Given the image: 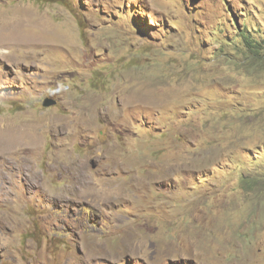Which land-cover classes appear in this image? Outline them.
<instances>
[{
  "label": "rangeland",
  "instance_id": "obj_1",
  "mask_svg": "<svg viewBox=\"0 0 264 264\" xmlns=\"http://www.w3.org/2000/svg\"><path fill=\"white\" fill-rule=\"evenodd\" d=\"M11 20L0 131L37 138L0 155V264H264V54L238 34L264 53V0H0Z\"/></svg>",
  "mask_w": 264,
  "mask_h": 264
},
{
  "label": "bare ground",
  "instance_id": "obj_2",
  "mask_svg": "<svg viewBox=\"0 0 264 264\" xmlns=\"http://www.w3.org/2000/svg\"><path fill=\"white\" fill-rule=\"evenodd\" d=\"M12 39H26V37L20 35L18 26L12 20L0 23V45ZM36 138L35 134L30 131V126L26 124L6 127L0 131V155H4L10 150L22 148L23 145H31ZM3 159L5 158L3 157ZM19 169L22 172L21 166H19Z\"/></svg>",
  "mask_w": 264,
  "mask_h": 264
},
{
  "label": "trees",
  "instance_id": "obj_3",
  "mask_svg": "<svg viewBox=\"0 0 264 264\" xmlns=\"http://www.w3.org/2000/svg\"><path fill=\"white\" fill-rule=\"evenodd\" d=\"M238 34L240 36V38L243 40L244 42V46L246 48V51H252L251 53L257 56H262L264 53H262L261 49L263 48L261 45H259V43L253 39L250 35V33L247 30H243V29H239L238 28ZM223 117L225 118V120L227 118H231V117H238V113H228V111L226 109L221 111ZM227 114V115H226ZM216 117L214 116V118L212 120H214ZM219 119V123L222 122V118H218ZM224 120V121H225ZM224 123V122H223ZM176 139H180V136H177ZM212 148L211 146H209V149ZM245 149H242V151ZM234 153V152H232ZM197 156V155H196ZM214 165V164H211ZM201 172H193L192 175L188 176V175H184L182 173H177V177L178 178H182V177H186V178H191L193 180V183H197L199 177H204L205 175H198ZM237 177H239V184L243 189H246L245 191H250L251 189H254L255 187V183L254 180L250 179L249 174H245V175H237ZM258 187V186H257ZM261 189V188H259Z\"/></svg>",
  "mask_w": 264,
  "mask_h": 264
},
{
  "label": "water",
  "instance_id": "obj_4",
  "mask_svg": "<svg viewBox=\"0 0 264 264\" xmlns=\"http://www.w3.org/2000/svg\"><path fill=\"white\" fill-rule=\"evenodd\" d=\"M56 103V100L51 98V97H45L43 100H42V106L43 107H49V106H53L55 105Z\"/></svg>",
  "mask_w": 264,
  "mask_h": 264
}]
</instances>
